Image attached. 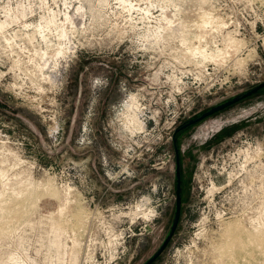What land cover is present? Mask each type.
<instances>
[{
	"label": "rangeland",
	"instance_id": "rangeland-1",
	"mask_svg": "<svg viewBox=\"0 0 264 264\" xmlns=\"http://www.w3.org/2000/svg\"><path fill=\"white\" fill-rule=\"evenodd\" d=\"M263 80L264 0H0V264H143L175 128ZM176 136L152 264H264V86Z\"/></svg>",
	"mask_w": 264,
	"mask_h": 264
},
{
	"label": "water",
	"instance_id": "water-1",
	"mask_svg": "<svg viewBox=\"0 0 264 264\" xmlns=\"http://www.w3.org/2000/svg\"><path fill=\"white\" fill-rule=\"evenodd\" d=\"M264 86V80L262 82H260L259 84L251 87L250 89L234 95L231 98H228L218 104H215L214 106H211L209 108H207L206 110H204L203 112H201L200 114L190 117L188 118L186 121H184L183 123H181L179 126H177L175 128V132L173 135V140H174V144H175V158H176V206H175V213H174V218H173V222L171 225V228L168 232V234L166 235V237L164 238L162 244L160 245V247L143 263V264H152L164 251V249L167 247V245L169 244L170 240L172 239L178 224L180 222V218H181V212H182V205H183V199H182V173H181V153H180V148L177 144V136L176 133L185 127H189L190 125L196 123L197 121L203 119L204 117H207L235 102H237L238 100L242 99L243 97H246L248 95L253 94L254 92L258 91L261 87Z\"/></svg>",
	"mask_w": 264,
	"mask_h": 264
},
{
	"label": "bare ground",
	"instance_id": "bare-ground-1",
	"mask_svg": "<svg viewBox=\"0 0 264 264\" xmlns=\"http://www.w3.org/2000/svg\"><path fill=\"white\" fill-rule=\"evenodd\" d=\"M137 103V102H136ZM132 106V105H131ZM133 107V106H132ZM128 108V107H127ZM131 108V107H130ZM139 120V119H138ZM143 124V123H142Z\"/></svg>",
	"mask_w": 264,
	"mask_h": 264
}]
</instances>
